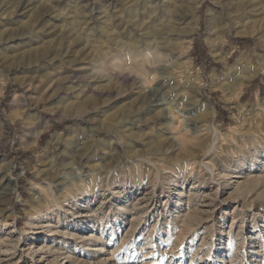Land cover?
<instances>
[{"label":"rangeland","instance_id":"1","mask_svg":"<svg viewBox=\"0 0 264 264\" xmlns=\"http://www.w3.org/2000/svg\"><path fill=\"white\" fill-rule=\"evenodd\" d=\"M42 1L32 11L41 12L45 5L48 13L35 21L32 12L21 15L19 4L0 0V57L42 44L55 50L41 73L0 70L5 83L0 171L9 169L15 181L11 199L0 200V210L9 216V229L0 233V264H264V147L243 142L264 131V0L241 11L234 9L238 0H186L197 6L190 49L180 59L176 49L169 51L162 63L177 73L167 77L169 70L156 68V80L146 88H139L138 80L135 86L120 85L110 77L111 69L99 71L96 61L112 48L113 39L101 35L123 33L118 41L125 44L140 39L143 32L133 23L149 9H163L168 0L126 6L124 0H60L55 9L53 0ZM212 10L225 25L211 46L206 39L215 38L207 30ZM170 35L159 48L179 38ZM196 48L204 52L198 62ZM242 76L252 78L237 94ZM255 79L260 95L245 103L242 93ZM87 83L92 87L82 93ZM112 86L120 95L104 94ZM156 87L155 102L140 101ZM15 93L48 123L47 129H37L34 142L24 120L8 116ZM80 108L84 113L78 118ZM219 111L225 113L220 119ZM192 128H198L193 142L179 143V131ZM213 128L219 137L203 157L214 167L211 172L195 161L211 146ZM72 143H79V153ZM62 161L65 167L56 166L53 175L68 173L69 182L87 179L97 193L88 204H70L66 216H72L67 219L72 236L26 238L23 229L37 202L35 184L49 177L41 170ZM11 228L17 232L10 233ZM19 235L20 244L12 249Z\"/></svg>","mask_w":264,"mask_h":264},{"label":"bare ground","instance_id":"2","mask_svg":"<svg viewBox=\"0 0 264 264\" xmlns=\"http://www.w3.org/2000/svg\"><path fill=\"white\" fill-rule=\"evenodd\" d=\"M124 1L125 2L122 5L126 6L130 3L132 5H136L138 4L139 0H124ZM183 1L184 0H168L167 5L165 3V6L162 7L163 9H158L154 7V9L147 10L144 15L142 14L143 17H141L139 22L133 23L134 27L139 28V30L143 32L142 34L139 35L140 39H137V38L135 39L134 37H132L131 38L132 41L130 40V43L127 42V44H125V43H120L118 41V39L120 38V35H122L123 33L121 34H115L113 32H110L108 34L102 33L101 35L102 37H106V38L113 37V39L111 40V42L109 41V43L112 45V48L109 47L108 52H104L103 54H100L99 58L96 61L99 63V66L101 65L98 68L99 71L102 73L107 69H111L112 71L110 72L111 73L110 77H113L115 80L117 79L121 81L120 85L129 86L128 84H130V86H135L136 80H138L139 81L138 83L141 82V85H139L138 87L146 88L152 80H156V77H155L156 68L161 69L162 71L163 70L165 71V69L168 68L166 65H163V63L167 62V56H169L168 54L169 51L176 49L178 52V55H176V59H180V57L185 58V53L190 49L193 36L197 28V24L195 22V17H194L197 6H194V4L193 5L190 4V2L187 3L186 0L185 2L187 4H184ZM40 2H43V1L42 0H6V3L11 4V5L19 4L20 5L19 10L22 13L21 15H24V13L32 12L31 17H33L35 21H38L41 16L48 13L47 12L48 10H45L46 9L45 5H43L44 9H42L41 12L39 9H37V11L39 10L38 12L36 10L32 11V9H35L33 7H36V4ZM235 2H234L235 3L234 9L241 11V10L247 9L246 7L248 6L257 3L258 0H238ZM59 5H60V0H53V4L51 8L55 9ZM213 11L214 10H212V13L210 11L208 12L209 14H208V21H207L208 34L215 36V38L213 39H211L212 38L211 36H210L211 38L206 39L208 44L211 46L214 45V41H216L218 37H221L220 32H222L221 30L224 28V25H225L220 21V18L217 15H215ZM78 21H80V19ZM170 34L176 37H179V38L178 39L174 38L173 40L170 39V41L172 40L173 43L171 42L172 43L171 45L169 44L167 48L165 47L166 49H164V47H161V46L159 48V45H164L166 43ZM39 46L37 45L35 47H30L27 50L24 49L23 51H20V53L18 54L16 52V55L14 53L13 55L4 54L3 56L0 57V70L6 71L7 73L12 74L13 71H18L19 69L22 68L23 70H28V74H31V75L45 71L47 68V65H50V62L53 61V58H54L53 52L55 50L52 51L51 47L47 46L46 44L44 46L43 44L42 46L40 47ZM161 49H164L165 51ZM57 60L60 61V59H57ZM160 63L162 64L161 67H159ZM186 64L187 66L184 67L185 71L188 69L189 67L188 65L190 64V62L187 61ZM227 69L229 70V72H231V69H232V72H233L232 67H228ZM167 70H169V72L165 74L167 77L169 76L171 77V74L177 73L175 72L176 68L175 69L170 68ZM125 71L129 72V76L130 75L135 76L134 78L136 79L131 78V77H129L131 79H128L125 76L127 75V73L125 75L123 74V72ZM229 72L228 74H230ZM160 77H163V75H161ZM102 78H104V76ZM251 78L252 77H245V76L238 78L239 82L236 84V91L238 92L237 94L241 92L242 87L244 86L246 81H248ZM114 83L115 82H113V84ZM82 86H83V89H80L82 93L88 91L87 88L92 87L90 83L87 86L86 85H82ZM4 87H5V83L0 81V96H2L4 92ZM159 89H160L159 87H156L151 91H147V93H144L145 95L141 98L142 100L140 101H143L147 105L148 103L152 104L153 102L156 101ZM104 92L106 96H111L112 94H115L117 96L120 95V91H118L116 87L114 86L109 87V89ZM11 106H12L11 107L12 112L8 115L9 118L12 121L19 119V118L23 119L24 123L26 124L29 130L28 131L29 132L28 134H30L29 137H31L34 142L35 138L38 137V134H39L37 129L38 128H42L43 130L47 129L48 123L42 122V120H40V118L38 117L37 113L27 108L26 100L24 96L22 95H19L16 93L13 94L12 99H11ZM74 111H77V110H74ZM82 113H84V109L80 108V111H78V114L76 112V117L79 118L80 116L78 115L80 114L82 115ZM34 126L36 127L34 128ZM0 128H2L1 124H0ZM229 128L231 129L230 131H236L234 126H230ZM195 133H198V128H192V131L190 132L179 131L178 135L176 136L177 137L176 139L179 140V143L181 144L184 143L186 145V143L193 142L194 138H192L193 137L192 135ZM218 134H219L218 130L216 128H213L211 146L209 145L210 147L208 150L205 148L207 151L206 152L202 151V155L200 156L198 155L199 158L197 156L198 161H195L197 162L196 165H198L199 168L204 167L211 172L214 171L213 169L214 167L210 164V162H205L203 157H205V155L208 154V152H210L211 150H214L215 140L219 137ZM251 140H252L251 142H245V141L243 142L253 143L251 144L252 146L255 145L256 147H260V148L264 147V131L261 132L258 136H254V139H251ZM52 142H50L51 143L50 145L55 144ZM203 142L204 141L200 140V141H197L196 143L198 144V143H203ZM29 144H35V143H29V142L26 143V145H29ZM181 144H180V147H181ZM184 144H183L184 147L182 148L186 147ZM78 145L79 143H75V144L72 143V149H74L73 150L74 152L79 153L78 151L81 148H79ZM186 150H184V152ZM153 163L154 162H152V164ZM65 165H66L65 162L61 164H59V162L46 164L45 169L41 170V172H43L44 174H47L49 177L48 178L45 177L46 182L44 181L43 185L39 183L35 184V186L38 187V190L35 192L38 196H37L36 205L33 206L31 210L30 219L25 223V226H24L28 229L27 230L23 229L24 233H28V236L26 238L30 237L32 240H37L38 238L43 237L44 240L51 238L52 241H56L57 238L55 237V235L47 236L46 234L51 235L52 233L53 234L55 233L57 234L56 236H59V235L60 236H65V235L72 236L73 231L69 230L70 225L67 224V219H69L72 216H70L69 218L68 216H66L68 215L69 210L72 208V207L70 208V204L72 206L74 205L76 206L79 203L88 204L91 201V199L96 195L97 191L94 192L93 190L94 188L89 186V184L87 183V179L78 180V181L71 180L69 182L67 179L68 173H64L66 177H64V175L62 176L53 175L52 171L55 170L56 166H60L61 168V166L65 167ZM8 170L9 169H7L6 171L5 170L0 171V200L2 199V200H5L6 202L11 199V195L14 194V191H15V181L13 178H11L12 175L8 174ZM34 189H37V188H34ZM2 212L4 211L0 210V233L1 234L3 233V231L9 229V223H8L9 216H4L5 214H3ZM61 216L64 217V220L61 219ZM64 221L66 224H64ZM74 223L76 224L77 222L74 221L73 225ZM183 223L187 230L191 229L192 225H191V220L189 216H185L183 218ZM11 229L12 230L10 231V233L17 232V230H15L14 228H11ZM42 233H43V236H39ZM21 236L22 235H19L18 236L19 240L17 239L14 242V244H12L13 245L12 249L16 250L18 248L20 241H21L20 240ZM96 240H99V238L96 237ZM180 241L181 239L177 240L178 243ZM0 242L2 243L3 241L0 240ZM4 251L6 252L8 251V249Z\"/></svg>","mask_w":264,"mask_h":264},{"label":"crops","instance_id":"3","mask_svg":"<svg viewBox=\"0 0 264 264\" xmlns=\"http://www.w3.org/2000/svg\"><path fill=\"white\" fill-rule=\"evenodd\" d=\"M193 55H194L195 59H196L197 62H198V60H199L200 58H203V56H204L203 49H202L201 53H200V51L198 50V48L194 49V53H193ZM211 68H212V66H211ZM211 70H212V69H210V71H211ZM207 71H208V70H207ZM255 85L257 86V80H256V79L253 80L252 83L249 85V87H248L249 89H248L246 92H243V93H242V98H241V100L245 101V103H248V101L251 100L252 97H255V96L257 97L258 95H260V94H258L259 89L257 90V92L254 90ZM251 89H253V90H252L253 92H252V91L248 92V91L251 90ZM223 115H225V113H223L222 111H219L218 119H220V117L223 116Z\"/></svg>","mask_w":264,"mask_h":264}]
</instances>
